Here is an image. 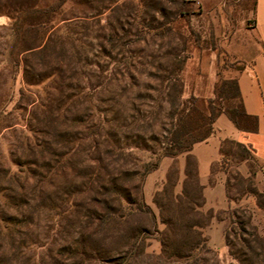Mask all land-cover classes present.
Here are the masks:
<instances>
[{"label": "rangeland", "instance_id": "1", "mask_svg": "<svg viewBox=\"0 0 264 264\" xmlns=\"http://www.w3.org/2000/svg\"><path fill=\"white\" fill-rule=\"evenodd\" d=\"M56 1L0 0V107L5 105L7 118L0 126V171L10 168L18 174L19 185L25 186L18 190L22 199L18 211H9L18 213L20 228L14 246L8 237L3 241V264H192L191 259L164 253L162 247V243L171 245L170 253L177 245L197 243L196 231L187 228L191 225H200L211 249L199 255L198 264H264L256 243L251 245L256 254L240 245L235 237H240L239 225L231 216L237 210L242 221L251 219L264 238V209L247 193L246 181L250 179L263 193L259 200L264 203V163L251 157L247 161L250 176H243L240 149L223 146L230 157L221 158L211 178L215 183V173L220 171L228 183L229 207L214 210L224 219L219 222L209 220L210 210L205 200L200 204L194 181L186 183L183 195L186 179L180 172L187 154L160 158L172 129L169 115L175 111L168 101L172 82L162 78L183 68L178 112L184 109L181 102L191 96L200 101L214 98L217 68L223 78H233L246 66L241 54L254 47L252 20L243 19L251 15L254 0H201L202 8L193 1L185 5L184 16L179 14L183 0H68L40 36L49 46L54 39L67 38V56L76 57L60 62L40 61L30 54L18 56L21 67L12 97L3 104L11 84L9 63L3 55L11 39L12 19L28 8ZM215 5L217 9H210ZM24 65L48 78L27 89ZM23 90L26 95L21 101ZM74 94L77 97L70 100ZM39 102L52 110L65 103L59 115L64 123L48 128L35 141L45 139L43 143L49 144V173L24 164L38 160L37 155L27 157L26 150L35 143L29 124L42 127L44 113L37 107ZM104 115L107 123L97 130ZM59 135L65 144L57 142ZM158 158V170L143 177L145 166ZM14 163L24 172L18 173L20 168ZM175 183L178 186L173 191ZM111 188L127 191L130 200L121 206L111 203L116 197L107 191ZM248 198L253 199L252 208ZM104 199L114 208L106 207ZM189 202L202 207L191 213ZM0 203L5 201L0 198ZM226 231L237 262L225 246ZM247 231L252 233L248 226ZM244 238L252 241L248 235ZM17 246L20 252L14 257Z\"/></svg>", "mask_w": 264, "mask_h": 264}, {"label": "trees", "instance_id": "2", "mask_svg": "<svg viewBox=\"0 0 264 264\" xmlns=\"http://www.w3.org/2000/svg\"><path fill=\"white\" fill-rule=\"evenodd\" d=\"M68 0H57L54 4L44 7H33L28 8L22 12L16 17L12 19V23L10 25V31L11 37L10 41L8 42V47L6 50V53L3 56H6V60L9 63L8 67L10 68L11 73V84H9V91L5 95L6 99L4 100L3 104H7L10 102L12 97V88L14 86V82L16 81L17 74L20 70V62L18 61V56L24 55V54H30L29 56H38V59L40 61H43L45 58H50L54 60H60V62L67 61L71 62L76 55L73 54L74 58L67 56V51L65 48V44L67 43V38L61 39L60 37L56 40L50 41V43H53V46H49L46 44V41L43 36H40L42 30L44 27L48 25V23L51 21V19L54 17L55 14L61 10V8L67 3ZM189 3H193L191 0H183L182 5L179 9V14L181 16L185 15L184 7L185 5ZM26 26V27H25ZM25 27V29H24ZM69 25H67L65 28L69 30ZM167 30H171L170 27L167 28ZM22 31L25 32H33V34H25L22 33ZM70 40V39H69ZM68 40V41H69ZM70 40V44H71ZM56 48H59L58 52H56ZM2 55V54H1ZM27 60V59H26ZM32 68V70H31ZM23 69V77H24V83L26 88H33L38 86L40 83H42L46 78H48V74L46 73H36L33 71V67L24 65ZM239 72H242L244 68L238 69ZM183 71V68L181 66L171 70L165 77L162 79L164 81L172 82L169 94V104L170 107L172 106V109H174V113L169 115V118L171 120L172 129L169 132V137L166 139L162 149H161V157L160 158H178L182 154H187L186 159V172H185V181L183 182V195L186 191L185 185L189 181H194V183L197 185L199 191H200V201L203 205V202L205 200L203 195V186L199 182L198 177V165L197 161L194 158V156L191 154L194 146L198 143H202L207 141L211 136L215 134V123L217 119L225 115L233 124L234 126L242 132L246 133H257L258 127H259V119L257 116L249 115L244 107L243 97L240 92V88L238 85V81L235 78L225 79L222 77L221 71L219 70V67L217 68V77L218 81L215 84L214 87V98L206 99L205 101H200L199 98L195 96H191L189 99L182 101L181 105L184 106V109L181 111H177L178 107L176 102L177 100H181V95L183 92V85L181 82V73ZM36 74V75H35ZM76 74V73H75ZM158 80L161 77H155ZM26 92L23 90L20 93V99L21 101L25 100ZM77 97L76 94L71 95L69 98L70 100H74V98ZM87 99H91L90 95H87ZM226 102H229L226 104ZM37 103V102H33ZM2 105V101L0 103ZM38 108L43 110V117L40 120L39 125H42L41 128H35L33 124H29L28 131L32 134H34V142L36 139H38L40 136H44V134H47V129L56 128V125H61L64 123V121L60 120V113L63 109V106H65V103H60L55 110H52L51 107L41 104L40 102L37 104ZM5 105L0 107V126L2 122H4L7 118H5L4 113L6 112ZM177 107V108H176ZM18 109H22V107H18ZM64 111V110H62ZM187 111V112H186ZM104 114V113H103ZM102 117V116H101ZM33 119V117H32ZM35 119V117H34ZM107 123L106 115H104L99 122V125L97 126V130H101L103 127V124ZM6 128H10V126H6ZM110 137H108L109 139ZM58 143H64L65 139L62 135H59L57 137ZM45 139L41 141V143L35 142L33 147H28L27 151V157H31L32 155H37L38 160H27V162H24L25 165L30 164L32 166H35L38 169L43 170L46 173H49L52 169L51 166V160L49 159V155L51 154L48 146L49 144L43 143ZM225 144H230L233 147H237L240 149L241 154H238V157L241 158L242 161H248L251 159V157L254 158L252 151L244 144H241L239 142H236L234 140H226L222 143L221 146V154L222 158L225 160L230 157V152H225L223 149V146ZM33 148V149H32ZM37 153V154H35ZM252 155V156H251ZM57 163V161L55 162ZM16 166H18L20 169H18V173H23V168L19 163H14ZM160 166V159L158 158L154 163H148L145 166V172L143 173V177L145 175H149L152 172H155L158 170ZM221 171H225L223 168ZM36 174V173H35ZM39 177H43L42 174L39 172L37 173ZM18 174H13L10 168L0 171V198L5 201L4 205H1L0 203V264H3L5 261V254L3 252V241L8 237L10 243L12 246L15 244V233L20 228V221L17 218L16 215H11L9 213L10 210H14V212L18 211V208L22 202V199L20 197V194L18 193L20 190L25 188L24 185H19ZM244 180V179H243ZM249 183V188L247 189V193L250 195H253L256 198L257 206L259 208L264 209V203H262L259 199L262 198L263 193H260V191L253 186L252 182H250V179L246 180ZM178 186V183H175L173 186V191ZM228 183L226 185L227 189ZM17 187V188H16ZM110 189V188H109ZM107 189V191H111L112 193H115V199L114 202L119 206L122 205L124 201L130 200V194L121 189L120 191H117L119 189L111 188V190ZM19 190V191H18ZM125 191V192H124ZM227 191V190H226ZM124 192V193H123ZM111 193V194H112ZM142 197V195L139 193V197ZM140 197V198H141ZM142 200V198H141ZM191 205L189 207L190 212H195L199 209H201L202 205H196L194 203L189 202ZM104 204H106V207L108 208H114V205L108 203L106 199H104ZM3 207V208H2ZM238 211H233L231 213V216H235L237 219V223L239 225L240 229V237L239 243L242 245L243 248H246L247 250H250L251 252H254L256 254V250L254 247H252V242L256 243L262 253L264 254V238H262L258 232L256 227L252 226L249 219L248 221H242L237 217ZM208 218L210 219H217L219 222H224V219H222L221 216H219L218 213H215L214 210H210L208 213ZM247 226L250 227L252 230V233H248ZM187 228L196 231L197 236V243H195L192 246L182 247L178 246L174 248L169 253V250L172 248L171 245H167L165 243H162L163 252L170 254L172 257H176L178 259H191L193 261L192 264H198L199 263V255L206 251H211L210 247L208 246V239L204 237V234L201 231L200 225H191L187 226ZM4 230H8V233L6 235L3 234ZM248 235L252 237V241L249 239H245L244 236ZM230 236L229 233L226 231L224 232V241L225 246L228 248L229 255L232 257L233 260L236 262L239 261L238 257L233 252V244L230 242ZM20 246L16 247L15 253L13 254L14 257H17V255L20 252ZM234 264V263H231ZM236 264H242L240 262Z\"/></svg>", "mask_w": 264, "mask_h": 264}, {"label": "crops", "instance_id": "3", "mask_svg": "<svg viewBox=\"0 0 264 264\" xmlns=\"http://www.w3.org/2000/svg\"><path fill=\"white\" fill-rule=\"evenodd\" d=\"M191 1L197 2L200 8L203 7L201 0ZM220 3L218 4L221 5ZM215 7L216 5L210 9H217ZM243 19L244 21L252 20L251 35L254 38V47L241 54L240 58L246 66L233 78L238 81L246 112L258 117L259 127L257 133L242 132L225 115H222L215 123V134L207 141L194 146L191 154L197 161L199 182L203 186L205 206L209 210H224L229 207L225 174L217 171L216 181L211 183L213 168L222 158L221 146L224 141L234 140L246 145L252 151L254 159L264 163V0H254L251 15L243 16ZM215 82L216 79L213 83ZM242 166L245 169L240 170L241 174L250 176L247 161L243 162ZM185 172L186 163L181 165L180 173L183 177H185ZM252 200L248 198L251 208L253 207Z\"/></svg>", "mask_w": 264, "mask_h": 264}]
</instances>
